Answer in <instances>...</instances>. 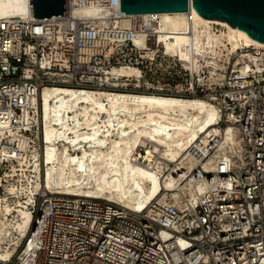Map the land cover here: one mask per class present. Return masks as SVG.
<instances>
[{"label":"built area","instance_id":"1","mask_svg":"<svg viewBox=\"0 0 264 264\" xmlns=\"http://www.w3.org/2000/svg\"><path fill=\"white\" fill-rule=\"evenodd\" d=\"M66 4V15L33 17L29 4L25 17L0 18V201L17 198L11 164L22 154L39 156L44 86L208 100L237 146L215 169L194 168V182L205 183L195 202L154 200L136 211L103 197L33 194V221L18 254L27 249L24 264H264V49L231 54L254 57L246 74L234 60L211 73L202 57L195 68L169 49L171 31L156 13L128 14L119 0ZM121 67L136 68L138 77L113 74Z\"/></svg>","mask_w":264,"mask_h":264},{"label":"bare ground","instance_id":"2","mask_svg":"<svg viewBox=\"0 0 264 264\" xmlns=\"http://www.w3.org/2000/svg\"><path fill=\"white\" fill-rule=\"evenodd\" d=\"M29 7V0H0V18L25 17ZM156 14L171 31L166 45L195 68L199 56L213 73L217 66L225 68L221 61H229L240 48L264 49V42L239 27L202 17L193 7ZM253 58L239 52L233 67L246 74ZM113 74L138 77L139 72L121 67ZM40 90V153L34 160L22 154L11 164L17 198L12 205L0 201V260H9L22 242L27 244L35 193L103 197L136 211H144L154 199L182 202L186 193L195 202L205 183L194 182V168L215 169L217 158L237 146L230 125H219V109L201 98L61 85ZM208 143L212 150L207 152ZM26 251L14 264H24Z\"/></svg>","mask_w":264,"mask_h":264},{"label":"water","instance_id":"3","mask_svg":"<svg viewBox=\"0 0 264 264\" xmlns=\"http://www.w3.org/2000/svg\"><path fill=\"white\" fill-rule=\"evenodd\" d=\"M128 14L187 11L190 5L210 19L228 22L264 42V0H119ZM33 17L66 15V0H29Z\"/></svg>","mask_w":264,"mask_h":264},{"label":"rangeland","instance_id":"4","mask_svg":"<svg viewBox=\"0 0 264 264\" xmlns=\"http://www.w3.org/2000/svg\"><path fill=\"white\" fill-rule=\"evenodd\" d=\"M218 27V25H214V28L216 29ZM218 29V28H217ZM236 53H233L232 55L234 56ZM234 60V58H232L231 57V60H230V62H229V64L231 65V62ZM121 92V91H120ZM40 132H41V119H40ZM148 146H151L150 144H148ZM41 151H42V149H41ZM42 161V160H41ZM173 164H174V162H169V165L170 166H173ZM187 197H189V195L186 193L184 196H183V198H182V200H184L185 198H187ZM154 200H156V199H154ZM154 200H152L151 202H153ZM150 202V203H151ZM149 203V204H150ZM30 227H31V225H30ZM29 230H30V228H29ZM29 233V232H28ZM22 246L24 247V242H22L21 244H20V246H18V248H16V250L14 251V253H13V255L11 256V258L9 259V260H0V264H12L13 262H15L16 261V258L18 257V254L20 253V250L22 249ZM15 260V261H14Z\"/></svg>","mask_w":264,"mask_h":264}]
</instances>
